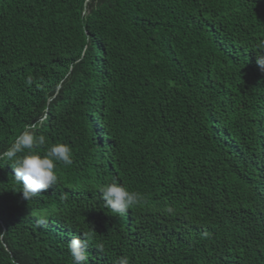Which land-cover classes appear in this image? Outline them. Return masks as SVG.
I'll return each instance as SVG.
<instances>
[{"label": "trees", "instance_id": "1", "mask_svg": "<svg viewBox=\"0 0 264 264\" xmlns=\"http://www.w3.org/2000/svg\"><path fill=\"white\" fill-rule=\"evenodd\" d=\"M260 41L264 0H0V153L28 125L73 152L29 200L0 159V264L92 229L85 264H264Z\"/></svg>", "mask_w": 264, "mask_h": 264}, {"label": "clouds", "instance_id": "2", "mask_svg": "<svg viewBox=\"0 0 264 264\" xmlns=\"http://www.w3.org/2000/svg\"><path fill=\"white\" fill-rule=\"evenodd\" d=\"M259 48H264V41L258 42ZM257 64L264 70V53L257 56ZM31 79L29 78V83ZM35 125H28L16 137L11 146L0 153V159H7L15 173V181L22 185L23 198L29 200L37 193H41L56 185L58 177L56 168L63 164L70 166L73 163V152L69 145L54 143L47 149L40 151L46 145V137L37 135ZM101 199L105 207L114 213H124L144 200L141 193L130 191L125 186L115 181L100 187ZM167 211L172 212L171 208ZM91 232L83 234V238L75 237L68 243V250L73 259V264H85L87 260V244L92 239ZM98 249L103 250L104 245L98 244ZM116 264H129L126 256L120 257Z\"/></svg>", "mask_w": 264, "mask_h": 264}]
</instances>
